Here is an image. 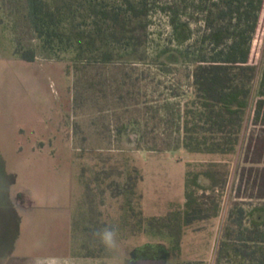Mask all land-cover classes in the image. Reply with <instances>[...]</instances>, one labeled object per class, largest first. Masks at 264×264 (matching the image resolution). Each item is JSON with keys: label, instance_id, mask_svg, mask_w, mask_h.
<instances>
[{"label": "trees", "instance_id": "1", "mask_svg": "<svg viewBox=\"0 0 264 264\" xmlns=\"http://www.w3.org/2000/svg\"><path fill=\"white\" fill-rule=\"evenodd\" d=\"M156 2L1 0L2 14L12 19L14 56L32 62L39 57L61 59L69 55L65 72L72 76L73 112L78 119L89 116L102 123L75 141L79 155L88 150L100 158L104 151H124L122 134L128 125L138 130L136 149L233 153L253 94V123L264 126V37L256 90L258 64L252 57L264 0L160 2L158 9L167 16L171 28L170 44L175 43L180 58V65L173 69L175 73L182 71L170 84L151 72L152 67L159 68L158 59L170 48L148 59L149 25ZM19 25L29 29L34 44L20 42ZM78 119L74 124L80 132ZM226 174L224 165L216 161L202 169H187L184 201L164 214L145 216L136 188L141 172L126 165L122 190L127 207L121 220L130 223L134 232L157 240L142 246L139 258H158L157 249L163 247L176 264H201L179 261L183 235L188 227L218 216L219 190ZM261 176L263 191L257 203L234 202L230 206L215 264H264V165ZM133 196L137 206L131 203ZM71 225L75 256L110 255L93 233L112 225L102 220L89 193L77 203Z\"/></svg>", "mask_w": 264, "mask_h": 264}, {"label": "rangeland", "instance_id": "2", "mask_svg": "<svg viewBox=\"0 0 264 264\" xmlns=\"http://www.w3.org/2000/svg\"><path fill=\"white\" fill-rule=\"evenodd\" d=\"M163 1L155 3L151 14L147 52L149 59L163 48H170L158 59L159 68L151 69L156 79L170 84L182 71L175 73L173 69L180 65V58L175 43L169 41L171 28L167 16L158 9ZM190 11L191 7L187 8L186 12ZM2 16L11 30L12 19L6 13ZM263 37L264 10L253 43L252 57L258 64L254 90L262 68ZM18 39L24 45L35 43L29 29L22 25L18 26ZM5 49L0 45V54ZM68 56L39 57L30 63L14 58L0 62V215L14 213L21 217L16 245L31 250L52 248L62 236L54 215L67 210V214L73 213L77 203L89 193L101 211L102 220L116 226L118 236L117 247L109 256L89 257L83 264H176L177 260L163 247L157 249L158 258H139V249L157 240L134 232L130 223L121 220L127 207L122 190L125 167L133 165L141 172L142 177L136 184L141 195L138 205L145 216H150L164 214L184 201L187 169H202L208 162L216 161L227 170L226 182L219 190L220 212L185 230L179 257V261L215 264L216 247L230 206L234 202L255 204L263 191L264 126L253 123L254 94L233 153H189L182 148L165 152L136 149L138 130L128 125L122 134L124 151H104L102 159L88 150L79 155L75 141L102 123H97L101 120L94 117L78 119L75 116L72 76L65 72ZM77 119L80 132L74 124ZM97 170L100 171L97 173ZM131 203L137 206L134 196ZM129 217L132 222L133 216Z\"/></svg>", "mask_w": 264, "mask_h": 264}, {"label": "crops", "instance_id": "3", "mask_svg": "<svg viewBox=\"0 0 264 264\" xmlns=\"http://www.w3.org/2000/svg\"><path fill=\"white\" fill-rule=\"evenodd\" d=\"M11 32L8 24L2 20L0 0V45L6 48L5 53L0 54V62H8L9 58L19 59L13 55L14 40ZM67 212L68 210L62 214L57 212L54 215V219L57 220L62 231V236L59 241L54 243L53 249L50 247L45 250H31L16 245L18 223H20L21 217L14 213L0 215V264H75V262L83 264V261H88L89 257L73 254L71 245L72 213L67 214ZM5 235L8 237L5 238Z\"/></svg>", "mask_w": 264, "mask_h": 264}, {"label": "clouds", "instance_id": "4", "mask_svg": "<svg viewBox=\"0 0 264 264\" xmlns=\"http://www.w3.org/2000/svg\"><path fill=\"white\" fill-rule=\"evenodd\" d=\"M93 235L98 238L100 244L106 250L111 251L117 247L118 230L116 226L106 225L102 229L94 232Z\"/></svg>", "mask_w": 264, "mask_h": 264}]
</instances>
